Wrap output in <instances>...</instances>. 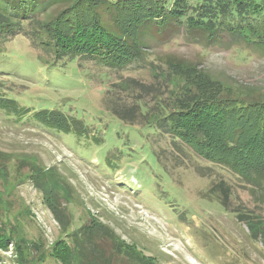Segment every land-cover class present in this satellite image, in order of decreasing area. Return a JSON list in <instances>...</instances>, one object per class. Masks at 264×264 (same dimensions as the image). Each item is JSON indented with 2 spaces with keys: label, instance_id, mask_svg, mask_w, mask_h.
I'll return each mask as SVG.
<instances>
[{
  "label": "rangeland",
  "instance_id": "374dc122",
  "mask_svg": "<svg viewBox=\"0 0 264 264\" xmlns=\"http://www.w3.org/2000/svg\"><path fill=\"white\" fill-rule=\"evenodd\" d=\"M36 17L33 27L46 14ZM174 24L144 29L146 58L121 70L90 60L52 67L24 37L0 41V92L30 115L58 110L89 131L77 137L0 112V264H98L99 251L110 250L106 241L98 252L74 241L81 231L103 227L122 251L134 249L157 264H264V183L247 182L177 142L179 153L154 126L129 125L105 110L106 91L115 87L126 98L113 99L117 109H130L128 80L164 86L166 57L228 86L264 93V52L228 37L208 42ZM198 167L210 169L199 176ZM219 180L230 187L227 206L209 192ZM48 205L61 212V222Z\"/></svg>",
  "mask_w": 264,
  "mask_h": 264
},
{
  "label": "trees",
  "instance_id": "16d2710c",
  "mask_svg": "<svg viewBox=\"0 0 264 264\" xmlns=\"http://www.w3.org/2000/svg\"><path fill=\"white\" fill-rule=\"evenodd\" d=\"M53 4L58 9L47 12ZM41 14L46 18L33 27V20ZM260 18H264V0H172L170 5L166 0H0V41L22 36L29 40L30 47L51 58L52 67L90 60L100 67L121 70L146 58L141 38L152 24L162 30L175 23L208 42L220 43L228 37L264 52V21ZM160 63L167 70L164 86L128 80L126 85L134 94L126 100L130 109H117L115 101L125 102L126 98L119 97L114 86L106 91L105 110L129 125L154 126L160 135L172 138L169 144L179 153L183 149L177 142L247 182L264 183V93L254 94L213 80L175 57H166ZM0 112L7 120L20 123L26 118L63 134H89L87 127L72 116L49 109L30 115L31 110L21 108L18 101L1 92ZM1 162L5 160L0 157ZM209 169L198 167L196 172L203 176ZM209 192L227 206L230 187L223 180L215 182ZM48 208L61 222V212L50 205ZM13 232H7V238H12ZM80 234L74 241L78 249L80 240L97 252L100 241L109 244L107 254L99 251V257L92 256L97 257L98 264H157L154 257L115 246L114 232L106 227ZM23 242L16 244L22 247ZM24 250L27 248L22 250L26 253ZM79 251L81 261L86 262L83 257L88 254Z\"/></svg>",
  "mask_w": 264,
  "mask_h": 264
}]
</instances>
